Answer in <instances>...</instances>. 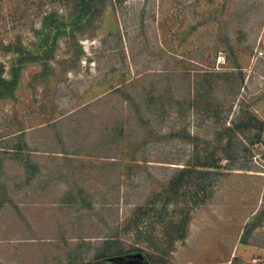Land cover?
Wrapping results in <instances>:
<instances>
[{
  "label": "rangeland",
  "instance_id": "1",
  "mask_svg": "<svg viewBox=\"0 0 264 264\" xmlns=\"http://www.w3.org/2000/svg\"><path fill=\"white\" fill-rule=\"evenodd\" d=\"M74 3L0 0V264H264V0Z\"/></svg>",
  "mask_w": 264,
  "mask_h": 264
},
{
  "label": "trees",
  "instance_id": "2",
  "mask_svg": "<svg viewBox=\"0 0 264 264\" xmlns=\"http://www.w3.org/2000/svg\"><path fill=\"white\" fill-rule=\"evenodd\" d=\"M107 1L108 0H75V3L73 6H75V8H77V9L81 10V13H85L86 11L88 12V10H89L90 17L88 18V20H89V24H91V23H94L95 21H98V18L101 15V12H104V10L107 8V4H106ZM53 15H55V14L54 13L49 14V17L46 18V21L50 20L51 17H55ZM87 21H86V23H87ZM77 24H79V21L73 22L70 24V26H74L70 30L71 32L82 29L79 27L76 30L75 26ZM48 36H49V34L47 32L43 31L41 33V39L42 40L44 38L47 40ZM48 52H44L43 54L46 55ZM43 54L37 56L34 59H40L43 56ZM15 84H16V82H14V81L12 83H6V82H3L2 80H0V94H2V95L13 94ZM249 118H250V121H252V122L254 121L258 125L255 126V124H254V127L252 128V129L256 130V133H255L254 138L250 139L248 146H246L245 142H243L241 139V136H242L241 133H245V132H243L244 130H243L242 126H239L237 124H235L233 127L231 126V127L225 128L224 133L219 138V140H221V141L224 140V142H225L224 147H223V153H224L225 161L227 162V164L231 163L232 167L233 166L234 167H240V166H235L236 163L242 161L243 159L250 157L249 156L250 154L252 155L251 147H253L257 143H260V144L263 143V135H264V124H263V122H260L257 118H255L251 114H250ZM234 140H237V142L235 143ZM143 142H144V144H146V140H143ZM126 143H127L126 140L123 141L122 151L123 150L125 151V149L127 150ZM211 157H213L212 154H211V156H208L207 159H205V161H203L202 159H200L199 156H197L196 159L194 158L196 162L188 163V164L184 165L182 168H180L181 169V170H179L180 174H183V175L196 174V173L202 174V173H204V171H209V170H213V169H215V170L221 169L220 164H218V163H220V161H214L213 162L209 159ZM112 159H114V158H112ZM118 161L124 162V159H118ZM128 161H130V163H136L137 162V160L134 158V156L133 157L131 156V158H129ZM143 162H146V161H143ZM229 168L230 167L226 168V170H228V171L232 170ZM242 168L243 167H240L239 170H243ZM181 185H183V181H181V179H177L171 183V187L175 188L174 191H176ZM185 187H189V184L187 183ZM183 222L185 225H187L188 218L186 217L183 220Z\"/></svg>",
  "mask_w": 264,
  "mask_h": 264
}]
</instances>
